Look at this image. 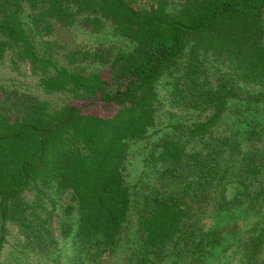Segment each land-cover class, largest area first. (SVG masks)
Instances as JSON below:
<instances>
[{
  "label": "trees",
  "instance_id": "16d2710c",
  "mask_svg": "<svg viewBox=\"0 0 264 264\" xmlns=\"http://www.w3.org/2000/svg\"><path fill=\"white\" fill-rule=\"evenodd\" d=\"M141 1L0 0V62L9 57L14 65H28L39 72L45 94L67 96L53 106L0 89V224L14 215L28 218L21 200L29 189L37 194L67 191L78 211L75 243L114 247L133 204L123 178L128 142L143 139L155 126V83L189 49L183 81L189 105L209 115L191 127L180 126L178 137L162 139L148 162L161 168L158 182L178 183L180 170L197 179L184 188L185 195L192 194L187 199L175 192L147 200L139 217V262L264 264V188L231 184L226 192L230 167L244 186L246 181L261 186L257 152L234 141L229 150L238 154V164L219 165L215 153L202 156L195 145L210 136L236 98L224 81L213 86L197 81L203 73L200 56L223 59L240 82L264 89V0H184L176 11L168 10L167 0L133 5ZM25 10L29 25L45 35L57 26H80L92 34L107 30L131 50L110 57L100 49L70 50L60 59L41 55L23 22ZM88 61L91 67L83 65ZM173 92H183L179 81L173 82ZM255 100L264 103V92ZM98 104L114 107L115 113L85 112ZM188 201L203 205V211L208 203L216 204L207 232L191 221ZM253 216L254 221L239 226L240 219ZM4 242L2 230L0 251Z\"/></svg>",
  "mask_w": 264,
  "mask_h": 264
},
{
  "label": "rangeland",
  "instance_id": "374dc122",
  "mask_svg": "<svg viewBox=\"0 0 264 264\" xmlns=\"http://www.w3.org/2000/svg\"><path fill=\"white\" fill-rule=\"evenodd\" d=\"M167 1L168 10L176 11L184 0ZM149 4L151 2L144 0L133 5L146 7ZM27 14L28 11L25 10L22 15L23 22L41 55L49 54L60 59L63 53L70 50L81 49L94 52L100 49L110 57L119 51L131 50L127 42L114 37L107 30H103L100 34H92L89 29L80 26L66 28L57 26L52 34L45 35L38 28L29 25ZM188 50L178 64L162 74L155 83L154 91L158 96L155 126L148 130L143 139L128 142L123 178L131 192L133 204L115 246L112 248H104L99 244L78 246L74 241L78 211L70 201L69 192L52 189L43 194H37L29 189L22 194L21 200V210L28 214V218L20 219L19 215H14L0 224V232L3 230L5 240L0 251V264H141L137 254L143 239L139 217L147 205V200L153 194L171 195L175 192L183 194L182 197L185 196L187 199L191 197L188 195L192 194L185 195L184 188L188 186V181L197 179L196 175L189 176V172L180 170L178 173H181V176L175 177L179 179L178 183L158 182L156 171H161V168L148 162V156L152 151L159 149L162 139L178 137L182 130L180 126L191 127L205 120L209 115V111L201 112L189 105L190 91L187 85H183L184 72L189 61ZM89 63L91 61L83 65L87 66ZM198 63L203 72L196 78L199 83L213 86L224 81L234 90L236 98L229 104L230 111L224 114L220 124L212 130L210 136L195 143L196 148L202 149V156L208 152L215 153L216 162L219 165L226 162L229 165L231 162L238 164V154L236 155L235 151L232 155L229 150L234 141H237L241 149L253 148L257 152L256 162L261 169V186L250 187L247 181L244 182V186L237 180L241 178L238 172L234 174L235 167H230L228 173H230L231 182L226 192L232 185L233 187L239 185L241 188L248 186L250 190L258 187L263 189L264 103L256 102L255 98L261 95L264 89L240 82L221 58L200 56ZM38 77L39 72L33 71L23 63L14 65L9 57L0 62V89L27 93L47 100L53 106H58L67 100L64 94H45L38 84ZM175 80L179 81L183 89L180 95H175L173 92ZM248 105H251L250 108H246ZM115 110L112 106L98 104L86 108L85 112L109 117L115 113ZM194 201H188L191 221L205 233L214 223L211 211L216 204L208 203L207 210L203 211V205H197ZM69 206L72 208L68 209ZM254 220L255 216L248 220L242 218L238 224L242 227ZM228 253L229 251H226L224 255Z\"/></svg>",
  "mask_w": 264,
  "mask_h": 264
}]
</instances>
